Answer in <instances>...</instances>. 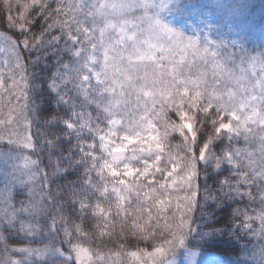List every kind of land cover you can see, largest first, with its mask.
Here are the masks:
<instances>
[{
  "label": "snow or ice",
  "instance_id": "6c2138e0",
  "mask_svg": "<svg viewBox=\"0 0 264 264\" xmlns=\"http://www.w3.org/2000/svg\"><path fill=\"white\" fill-rule=\"evenodd\" d=\"M179 8L2 0L0 264H264V50Z\"/></svg>",
  "mask_w": 264,
  "mask_h": 264
},
{
  "label": "trees",
  "instance_id": "16d2710c",
  "mask_svg": "<svg viewBox=\"0 0 264 264\" xmlns=\"http://www.w3.org/2000/svg\"><path fill=\"white\" fill-rule=\"evenodd\" d=\"M217 8L216 20L218 21L211 24L219 29L225 39L238 40L245 47L260 45L264 48V0H209ZM2 3V0H0ZM181 6V4H179ZM184 10V9H183ZM178 10L171 13H176ZM218 18V19H217ZM166 22H168L165 19ZM0 31H7L3 21H0ZM229 244L233 241H229ZM252 243H256L255 240ZM20 246V245H16ZM146 245H139L145 247ZM218 246H225L222 242ZM113 244H107L106 248H114ZM128 251L136 250L137 244L133 240L131 243L126 242ZM219 256L220 253L215 252ZM235 258V254L231 256H224L225 264Z\"/></svg>",
  "mask_w": 264,
  "mask_h": 264
},
{
  "label": "rangeland",
  "instance_id": "374dc122",
  "mask_svg": "<svg viewBox=\"0 0 264 264\" xmlns=\"http://www.w3.org/2000/svg\"><path fill=\"white\" fill-rule=\"evenodd\" d=\"M203 11H206V8L205 7H203ZM185 28H187L190 31H192V29H191L192 27H191V25L188 22L185 23Z\"/></svg>",
  "mask_w": 264,
  "mask_h": 264
}]
</instances>
